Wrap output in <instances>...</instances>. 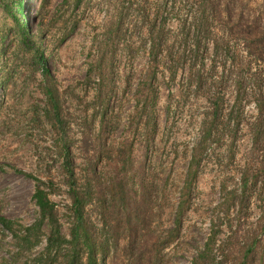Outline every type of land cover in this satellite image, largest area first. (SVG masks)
<instances>
[{
  "label": "rangeland",
  "instance_id": "374dc122",
  "mask_svg": "<svg viewBox=\"0 0 264 264\" xmlns=\"http://www.w3.org/2000/svg\"><path fill=\"white\" fill-rule=\"evenodd\" d=\"M12 1L0 0V217L21 239L0 223V264H38L46 228L22 240L37 179L69 233L66 149L86 217L117 247L108 264H264V0H24L57 110Z\"/></svg>",
  "mask_w": 264,
  "mask_h": 264
},
{
  "label": "trees",
  "instance_id": "16d2710c",
  "mask_svg": "<svg viewBox=\"0 0 264 264\" xmlns=\"http://www.w3.org/2000/svg\"><path fill=\"white\" fill-rule=\"evenodd\" d=\"M4 6L16 21L21 43L30 48V31L28 28V18L24 13V0H13ZM31 50L33 60L42 67V70L47 75L49 84L46 87L45 94L48 97L53 109L57 110L59 107L58 91L47 68L44 52L41 50L40 44L37 46L33 45ZM215 113L216 111L214 114ZM210 134L211 127L204 128L203 135L200 139L199 145L195 148V151H197L200 147L201 149L204 148L203 146L208 140L207 138ZM259 135L260 129L258 128L252 139L256 142ZM64 154V168L66 169L68 176V185L70 190L69 196L71 200L70 210L72 213L68 236L61 230V223L59 222L57 210L54 203L51 201L49 191L47 190L49 186L43 183L40 179H37L32 198L39 209L38 219L33 224L26 226V232L24 233L22 240H24V242L27 241L28 245L37 244L40 240L39 235L41 234H37V232H42L43 229L46 228V233L44 234L46 244L43 251L36 259L38 264H108L107 257H110L109 255L111 252H114L117 247L116 245L111 247L108 240L101 237V235L95 230L94 225L86 217L85 199L76 189L75 173L70 160L69 151L66 149ZM195 164L198 165L196 155H192L185 184L182 188V196H186V194H188L192 181L195 179ZM20 172L26 176H31L29 173H25L23 171ZM248 181V176L243 174V192L246 191ZM183 203L184 201L181 200L177 207L175 226L170 229L171 240H174L180 233V223L178 219L181 215ZM0 223L5 229L12 231V234L16 239H21L20 235L12 228L11 220L6 217H0ZM32 232L36 233L34 235L33 242L29 237ZM22 240L17 245L19 251L24 248ZM136 247L137 243H132L131 249H136ZM111 261L114 264L112 259Z\"/></svg>",
  "mask_w": 264,
  "mask_h": 264
},
{
  "label": "built area",
  "instance_id": "2783aa9c",
  "mask_svg": "<svg viewBox=\"0 0 264 264\" xmlns=\"http://www.w3.org/2000/svg\"><path fill=\"white\" fill-rule=\"evenodd\" d=\"M67 236H68V234H67ZM43 241H44V242H45V244H46V238H45V237L43 238Z\"/></svg>",
  "mask_w": 264,
  "mask_h": 264
}]
</instances>
